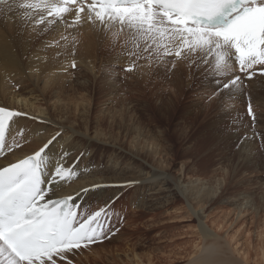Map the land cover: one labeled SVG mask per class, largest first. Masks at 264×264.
Returning <instances> with one entry per match:
<instances>
[{"label": "rangeland", "instance_id": "374dc122", "mask_svg": "<svg viewBox=\"0 0 264 264\" xmlns=\"http://www.w3.org/2000/svg\"><path fill=\"white\" fill-rule=\"evenodd\" d=\"M19 2L14 0V4ZM5 21L0 16V27H6ZM116 31L115 27L104 29L99 49L89 52L88 61L92 66L95 64L92 71L79 64L75 69H68V74H73L67 77L69 81L88 82L86 91H59L58 94L67 96V100L60 95L56 100L50 95L42 98L40 89L34 95L19 97L16 101L20 105L26 97L33 108L19 106L16 110L38 124L33 126L22 121L15 135H7L9 144L15 140L21 145L18 148L13 145V152L31 150L40 136L32 132L25 136L24 131L38 130L40 124L42 136L60 133L54 142L63 143L58 154L66 152L67 146H74L79 140L85 143L74 146V154L70 156L73 158L64 161L70 167L73 164L74 170L79 169L78 173L85 170L83 164L74 161L76 156L84 163L90 161V165L99 167L123 162L129 168L119 175L124 183L145 178L146 173L158 168L162 171L161 177L174 189L173 204L159 212L147 209L139 199L140 191L147 200L149 190H139L138 183L122 187L106 201L91 203L87 199L83 205L86 211L94 212L108 206L113 231L103 243L70 257L73 264H190L192 257L200 255L201 248L213 244L211 238L216 240L215 247L223 260L235 264H264V76L259 72L251 80L242 76L243 85L239 89L217 91L218 81L222 82L223 78L215 76L209 66L194 55L176 60L175 68L171 66L173 58L159 61L153 56L151 60H139L132 72H126L124 69L130 63L126 53L131 43H125V33L114 37ZM28 53L25 57L20 53L21 60H28ZM25 80L23 78L19 85ZM16 89L11 90V95L19 93ZM12 100L14 98L10 97L9 103ZM249 103L255 120L248 113ZM59 107L67 110L63 119L62 115L50 117L43 113L61 110ZM85 107L89 114L84 113ZM66 118L71 123L68 124ZM149 131H153V135ZM97 133L105 134L100 137L102 141L121 147L116 152L121 160H115L113 147L94 141ZM76 137L79 138L77 142ZM151 140L156 144H148ZM9 154L12 153L6 156ZM131 155L137 160L133 161ZM3 158L7 157L0 156L1 160ZM130 163L133 166L127 165ZM105 176L110 182V176ZM108 189L106 187L105 191ZM195 192L201 194L194 197ZM196 213L202 216L206 234L198 227Z\"/></svg>", "mask_w": 264, "mask_h": 264}, {"label": "snow or ice", "instance_id": "6c2138e0", "mask_svg": "<svg viewBox=\"0 0 264 264\" xmlns=\"http://www.w3.org/2000/svg\"><path fill=\"white\" fill-rule=\"evenodd\" d=\"M17 10H23L21 20L44 25L42 31L57 22L67 28L84 23L105 30L115 27L114 37L125 33V43H131L126 72H132L141 59L171 57L175 68L176 60L198 54L201 63L223 78L217 91L239 89L242 76L249 80L257 72L264 76V0H20L15 4L0 0V16L5 20ZM54 45L59 40L48 46ZM76 66L72 60L70 67ZM248 113L255 120L251 103ZM21 115L0 107V156L13 153V145L21 146L15 140L7 142L11 123ZM58 136L59 132L52 135L25 158L0 165V264H73L70 257L110 238L107 205L86 211L73 195H58L56 188L77 175L60 162L49 167L50 146ZM67 155L61 152V159ZM137 183L129 180L120 187Z\"/></svg>", "mask_w": 264, "mask_h": 264}, {"label": "bare ground", "instance_id": "6f19581e", "mask_svg": "<svg viewBox=\"0 0 264 264\" xmlns=\"http://www.w3.org/2000/svg\"><path fill=\"white\" fill-rule=\"evenodd\" d=\"M10 17H12V18L5 21L6 27H0V96H1L0 100H2V102H3L2 104H0L1 107H8L9 109H12L15 111H17L16 109L19 106L20 107L24 106V108H26V109L28 107L33 108V103L30 105L29 100L26 97L22 99L21 105L16 100H18L19 97L21 98V97L26 96L27 94L34 95L35 93L39 92V89L42 90L41 91L42 96H43L42 98H45V96H47V95H50V97H52V98L53 97L55 98L57 95L61 96V94H58L59 91H62V92L67 91L68 92V91H79V90L80 91H86L87 90L88 82L78 84L79 82L78 81L75 82L76 80H74V82H73V80L69 81L68 80L69 78L67 79L68 76L73 75V74L72 75L68 74V69L71 68L70 62L72 60H75L76 64L85 65V68L89 71L93 70V67L95 64L92 66L91 63H89V61H88L89 52L92 50H94L96 52L97 49H99V42H100V39L104 33V29L102 28V26L92 25L90 23H84L82 26H78L76 28H67L64 23L60 22V23L50 25V26H48V28L46 30L42 31V29H44L45 26L36 24L34 19H23V20H21L19 14H15L14 16L11 15ZM70 22L71 21L69 20V23ZM61 35L67 37V40H61L60 39ZM55 40H59V45L58 46L54 45V46L49 47L48 45L52 44ZM83 41H85V42H83ZM28 52H30V58L28 60H21V58L19 57V54L23 53V57H25L26 54H29ZM193 55L195 56V58L196 57L198 58V54H193ZM67 61H70V62L68 64H65V63H67ZM80 68H82V67H80ZM36 69H38V71ZM64 69H67V71H65ZM89 71H87V73H89ZM22 77L24 79H27L24 81L25 85L24 84L19 85V82L22 81V79H23ZM102 78H104V77H102ZM44 80H46V81L44 82ZM68 81L70 83H68ZM101 81H103V79ZM100 82H97V83H100ZM42 83H44L43 87H42ZM75 83H77V84L75 85ZM101 83L104 84L105 82H101ZM9 84H11V87ZM73 84H74V87H73ZM107 85H109V84H107ZM116 85H118V84L116 83ZM98 87H99V85H98ZM104 87H106V86H104ZM108 87L109 86H107V88ZM13 88L14 89L17 88L18 91H16V92H19V93L11 95L10 92ZM106 90L108 92V89H106ZM99 92H101V90ZM103 92H104V90H103ZM71 95H72V93H71ZM74 95H75V93H74ZM62 96H61V98H65L64 95H62ZM77 96H78V94H77ZM10 97L14 98V100H12L11 103H9ZM61 98H59V99H61ZM96 98H98V95H96ZM47 99H49V98H47ZM65 99L67 100V96ZM54 100H56V98ZM44 101H45V99H44ZM72 104L73 103H71V105ZM74 104H75V102H74ZM61 106H64V105L61 104ZM77 107L78 106H76V108ZM34 108L36 109V107H34ZM59 108L61 109L62 107H59ZM86 108L87 107H85V109H84L85 110L84 113H88ZM151 108H153V105ZM74 109H73V111H74ZM146 110H148V108ZM66 111L61 109V110L54 111L53 113L51 110H50V112H43V113L46 115L48 113V115H50V117H53L55 115H58V116L62 115V119H63L64 118L63 114L64 113L67 114ZM73 111H72V113L74 114ZM154 111H155V109H154ZM140 112H141V109H140ZM151 112H153V111H151ZM38 113L42 114V112H40V111ZM143 114L145 115V113H143ZM85 115H87V114H85ZM153 116L155 117V115H153ZM38 119H40V118H38ZM31 120L26 118L25 115L15 117L13 123H11L12 126L10 127L8 135H9V133H10V135L12 133L15 135L17 127H18L17 125L22 121L30 122L33 126H36L34 124H38L37 123L38 121L35 120L36 123H32L34 121H31ZM66 121H68V124L71 123L68 118H66ZM145 121H147V120H145ZM102 123H101V125H102ZM148 124H149V122H148ZM117 125H119V124L117 123ZM39 126H40V124L38 125V130H34V128H31L30 131H28V130L24 131L25 136H27V135L30 136L31 132L34 135L38 134V136H40L37 139V141L34 142V144L31 143L32 145H35V147H32L34 150L33 149L29 150V148L26 150H17L15 148L16 151L13 152L11 155L9 154V156H6L7 157L6 159L5 158H3L2 160L0 159V165H7L9 162H16L19 159L25 158L26 156L33 154L34 151H36L38 149V147L40 148L43 146L51 138V136L40 135ZM148 126H150V125H148ZM47 127H48V125H45V128H46L45 130H48ZM111 127H114V126H111ZM147 128L149 129V127H147ZM49 130L52 131V129H49ZM65 130H67V129H65ZM67 131H66V133H67ZM149 132H151V134H152L153 131H149ZM68 133H70V132H68ZM144 133H146V132H144ZM161 133L162 132H160V134ZM137 134H135V135H137ZM104 135L97 133L95 135L96 137H95L94 141L96 143L97 142L101 143V145H109V146L113 147L115 149L114 150L115 151V154H114L115 160L118 161L120 158L118 157L119 155L116 152L121 147L119 148L116 143L113 144V143H107V142L102 141L100 139V137L101 136L103 137ZM155 135H154V137H155ZM11 136H13V135H11ZM106 137H107V135H106ZM147 137H149V136H147ZM157 138H158V136L156 137V139ZM23 139H24V137H23ZM77 139H79V138L76 137L75 142H77ZM86 140H88V139H86ZM111 140H114V139L111 138ZM153 140H155V139H153ZM79 141L74 146H77L78 144L80 146H83L85 144L83 141H80V142ZM134 141H133V143H134ZM155 141H157V140H155ZM152 142L153 141L151 140L148 144H150ZM10 143H11V141H10ZM62 144H63L62 142H56L50 146V152H49V155H51V157H49V159H50L49 165L50 166H54V164L58 163V162L63 163L66 166H69L68 165L69 163H67V162L64 163V161L66 159L73 158L70 156L74 154L73 153L74 146H67L65 148V151L68 153V155L66 158L61 159V156H60L61 152H60V154H58V152L60 151L59 149H60V146ZM154 144H156V143H154ZM24 149H25V146H24ZM204 149H205V147H204ZM135 157L136 156L131 155V158L133 159V161L137 160L136 159L137 157L136 158ZM69 160H71V159H69ZM74 161L77 162L76 164H83L85 171H81L80 173H78L80 170L76 169L75 172L77 173V175L74 176L71 181H69L68 183H63L62 187L56 188V191H57L59 196L62 197V196H67V195H73L74 197H76V203H80L83 207V205L86 204L87 199H89L90 202L91 201L92 202L93 201L94 202L106 201V199L110 198L111 195L118 194L122 190L121 189L122 187H120V185L124 184V182L119 177V175L122 174L126 169H129L125 166V163L115 162V163H112L111 165H109V163H108L109 166L108 165L102 166V167L101 166L100 167L99 166H92V165H90L91 164L90 161H87L86 163H84V162L80 161L77 156L74 158ZM72 165H71V167H72ZM127 165L130 167V166H133V163H130ZM146 171H147V169H146ZM161 172L162 171H160L158 168H156L155 170H152L151 172L146 173L145 178L137 180V181H139V183H138L139 190H149V196H148L147 200H145L144 195L140 191H139V195H138L139 199H141L144 202L147 209L156 210L158 212H159V210L163 211V210H167L170 208L169 205L171 204V197L173 196V190H174L171 188V186L168 185L169 183L165 179H163V177H161ZM106 174L110 176V182L105 179ZM98 175H101V176L98 177ZM177 176H178V174H177ZM147 177H149V178H147ZM78 179H80L79 182H75L74 184L71 185V182H74ZM97 184L101 185V187L93 189V186L97 185ZM106 187H109V189L105 191ZM85 188L90 189V191L83 192L82 189H85ZM210 189H212V188H210ZM200 194H201V192H197L194 195V197H198ZM215 194H213L212 197H215ZM195 217L198 219V222H199L198 227H199L200 231L201 232L203 231L202 233L206 234L207 228L202 223L201 214L196 213ZM211 241H213V244H209V245L201 248L202 252L200 253V255H198L197 257L196 256L192 257L193 259L191 260L190 264H225L226 262L228 264H235L234 262H231L228 259L227 260L221 259L219 250L217 247H215L216 246V243H215L216 240L211 238ZM197 249H198V247H196V250ZM263 258H264V253H263ZM136 264H141V263H136Z\"/></svg>", "mask_w": 264, "mask_h": 264}]
</instances>
